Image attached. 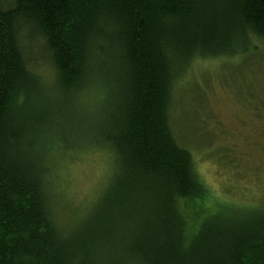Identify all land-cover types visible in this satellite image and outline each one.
<instances>
[{
	"label": "trees",
	"instance_id": "obj_1",
	"mask_svg": "<svg viewBox=\"0 0 264 264\" xmlns=\"http://www.w3.org/2000/svg\"><path fill=\"white\" fill-rule=\"evenodd\" d=\"M20 23L45 40L54 93L28 67ZM255 40L264 41V0L0 9V264H264V206L216 202L197 226L185 218V203L205 211L213 199L173 126L191 64ZM90 149L109 156L111 176L97 206L64 227L53 166Z\"/></svg>",
	"mask_w": 264,
	"mask_h": 264
},
{
	"label": "rangeland",
	"instance_id": "obj_2",
	"mask_svg": "<svg viewBox=\"0 0 264 264\" xmlns=\"http://www.w3.org/2000/svg\"><path fill=\"white\" fill-rule=\"evenodd\" d=\"M14 2L0 0V9L8 10ZM20 24L17 35L28 67L54 93L55 72L45 40L33 25ZM254 43L255 47L234 56L194 61L178 83L174 130L193 153L197 172L213 199L205 211L185 203L184 216L195 226L216 202L264 206V41ZM72 107L60 105L62 118L69 117ZM61 162L53 166L57 199L52 202L66 227L97 206L112 162L99 149Z\"/></svg>",
	"mask_w": 264,
	"mask_h": 264
}]
</instances>
